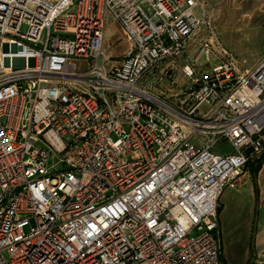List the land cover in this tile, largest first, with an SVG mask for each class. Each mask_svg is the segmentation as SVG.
I'll return each instance as SVG.
<instances>
[{
	"label": "built area",
	"instance_id": "1",
	"mask_svg": "<svg viewBox=\"0 0 264 264\" xmlns=\"http://www.w3.org/2000/svg\"><path fill=\"white\" fill-rule=\"evenodd\" d=\"M206 4L0 0V264H222L219 195L264 150V53L195 71ZM154 71L172 102L139 84Z\"/></svg>",
	"mask_w": 264,
	"mask_h": 264
},
{
	"label": "rangeland",
	"instance_id": "2",
	"mask_svg": "<svg viewBox=\"0 0 264 264\" xmlns=\"http://www.w3.org/2000/svg\"><path fill=\"white\" fill-rule=\"evenodd\" d=\"M206 13L210 18V28H199L194 37L201 40L211 37L208 52L198 54L199 44L192 40L186 47L182 60L195 58L193 68L199 72L219 63V48H224L236 60L239 68L254 67L264 53V0H207ZM103 46L114 60H119L124 54L126 40L117 22L107 23ZM28 63L32 64L33 59ZM180 63L179 61L177 65ZM159 77L155 71L148 73L139 84L167 102H172L173 98L169 95L171 90L164 78ZM177 82H182L180 76ZM226 148L225 142L214 146V150ZM254 254L253 252L252 255ZM257 264H264V259H259Z\"/></svg>",
	"mask_w": 264,
	"mask_h": 264
},
{
	"label": "crops",
	"instance_id": "3",
	"mask_svg": "<svg viewBox=\"0 0 264 264\" xmlns=\"http://www.w3.org/2000/svg\"><path fill=\"white\" fill-rule=\"evenodd\" d=\"M217 223L222 264H257L264 259V155L254 177L245 167L236 185L222 189Z\"/></svg>",
	"mask_w": 264,
	"mask_h": 264
},
{
	"label": "trees",
	"instance_id": "4",
	"mask_svg": "<svg viewBox=\"0 0 264 264\" xmlns=\"http://www.w3.org/2000/svg\"><path fill=\"white\" fill-rule=\"evenodd\" d=\"M264 154H262L261 156L257 157L253 162H249L246 167L248 168V170L251 172L252 177H254L256 169L260 163V160L262 159ZM217 213H218V208H217ZM250 264V262L248 263Z\"/></svg>",
	"mask_w": 264,
	"mask_h": 264
},
{
	"label": "water",
	"instance_id": "5",
	"mask_svg": "<svg viewBox=\"0 0 264 264\" xmlns=\"http://www.w3.org/2000/svg\"><path fill=\"white\" fill-rule=\"evenodd\" d=\"M263 153H264V150L258 156H261Z\"/></svg>",
	"mask_w": 264,
	"mask_h": 264
}]
</instances>
